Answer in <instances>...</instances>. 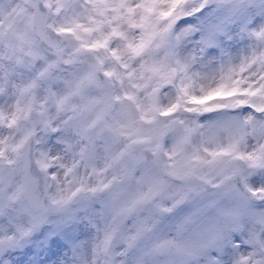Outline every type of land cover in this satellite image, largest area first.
Listing matches in <instances>:
<instances>
[{"label":"snow or ice","instance_id":"obj_1","mask_svg":"<svg viewBox=\"0 0 264 264\" xmlns=\"http://www.w3.org/2000/svg\"><path fill=\"white\" fill-rule=\"evenodd\" d=\"M0 264H264V0H0Z\"/></svg>","mask_w":264,"mask_h":264}]
</instances>
